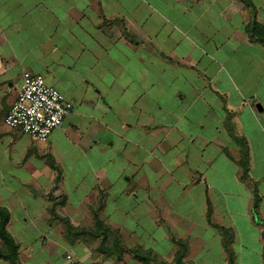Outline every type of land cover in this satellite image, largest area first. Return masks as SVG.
<instances>
[{
	"label": "crops",
	"instance_id": "1",
	"mask_svg": "<svg viewBox=\"0 0 264 264\" xmlns=\"http://www.w3.org/2000/svg\"><path fill=\"white\" fill-rule=\"evenodd\" d=\"M254 21L264 29V0H0V206L15 239L14 225L55 223L57 200L72 224L97 216L159 260L183 239L187 262L229 264L220 225L236 264H264ZM25 71L74 103L47 141L4 122Z\"/></svg>",
	"mask_w": 264,
	"mask_h": 264
},
{
	"label": "built area",
	"instance_id": "2",
	"mask_svg": "<svg viewBox=\"0 0 264 264\" xmlns=\"http://www.w3.org/2000/svg\"><path fill=\"white\" fill-rule=\"evenodd\" d=\"M22 87L4 118L6 125L17 128L39 141H47L73 110L74 103L41 74L25 71ZM68 264H85L74 252L67 251Z\"/></svg>",
	"mask_w": 264,
	"mask_h": 264
},
{
	"label": "rangeland",
	"instance_id": "3",
	"mask_svg": "<svg viewBox=\"0 0 264 264\" xmlns=\"http://www.w3.org/2000/svg\"><path fill=\"white\" fill-rule=\"evenodd\" d=\"M55 201V212L57 213L56 207L59 204V201ZM51 208V206H49V208L47 207V212L51 214V220L53 219L55 221L53 224H30L25 225L24 227L23 225H14L13 228L16 230L14 232L16 240L21 245L20 256L23 264H63L61 263L62 257H65L70 245L75 242L81 243V245H79L80 249L89 255V259L90 257L92 258V264L105 262L106 259L110 260L111 264H120L122 262V258H119L117 255L108 257L106 252L101 249V247H107V245H114V236L112 234L110 235L108 242H106V244L103 243L106 246L102 244L101 235L94 236L92 234H84L81 236H74L72 234H68L66 232L64 222L54 216ZM47 226L49 227L48 230L46 228ZM75 226L79 228H94L95 222L87 226ZM53 242L54 247L51 246V244L53 245ZM122 249L124 253V260L126 258L133 257V253L130 248L123 246ZM50 250L55 252V254H52ZM150 252L152 253V251ZM57 259L59 261L56 263L55 261Z\"/></svg>",
	"mask_w": 264,
	"mask_h": 264
},
{
	"label": "trees",
	"instance_id": "4",
	"mask_svg": "<svg viewBox=\"0 0 264 264\" xmlns=\"http://www.w3.org/2000/svg\"><path fill=\"white\" fill-rule=\"evenodd\" d=\"M248 2V1H247ZM251 33L257 36L260 40L264 42V29L257 22L254 21ZM246 167V163L244 164ZM246 172V171H245ZM258 194L255 195V201H258ZM56 203L52 204L51 211L54 213V216L61 219L66 227V232L68 234L81 236L84 234H92L94 236L101 235L102 244L108 242L110 235L114 236V245H107V247H101V249L106 252V255H117L119 258L123 257V249L125 243L122 239V236L118 229H112L106 226L97 216L95 220L94 228H79L70 222L66 217H61L55 212ZM10 221V212L7 208L0 206V259L7 261L9 264H23L20 258V243L15 239V237L8 230V224ZM220 229L224 235V246L229 255V264H236V256L231 248L232 243V231L221 227L220 225H214ZM98 229V230H97ZM175 242L178 244L179 249L175 253V256L171 262L164 260H159L156 256L153 255L150 251L143 250L140 246L131 247L134 257L143 262L149 263L151 261L156 264H191L185 260V257L188 253V243L183 239H175ZM103 244V245H105ZM106 246V245H105Z\"/></svg>",
	"mask_w": 264,
	"mask_h": 264
},
{
	"label": "water",
	"instance_id": "5",
	"mask_svg": "<svg viewBox=\"0 0 264 264\" xmlns=\"http://www.w3.org/2000/svg\"><path fill=\"white\" fill-rule=\"evenodd\" d=\"M258 107H259L260 110L262 109V107L260 105H258Z\"/></svg>",
	"mask_w": 264,
	"mask_h": 264
}]
</instances>
